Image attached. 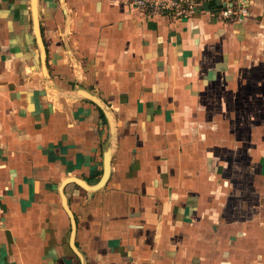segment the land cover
Returning a JSON list of instances; mask_svg holds the SVG:
<instances>
[{
  "label": "crops",
  "instance_id": "obj_1",
  "mask_svg": "<svg viewBox=\"0 0 264 264\" xmlns=\"http://www.w3.org/2000/svg\"><path fill=\"white\" fill-rule=\"evenodd\" d=\"M0 264H264V0H0Z\"/></svg>",
  "mask_w": 264,
  "mask_h": 264
},
{
  "label": "built area",
  "instance_id": "obj_2",
  "mask_svg": "<svg viewBox=\"0 0 264 264\" xmlns=\"http://www.w3.org/2000/svg\"><path fill=\"white\" fill-rule=\"evenodd\" d=\"M121 3L144 12L151 17H163L172 21L188 19L207 13L224 22H242L254 4L246 0H107Z\"/></svg>",
  "mask_w": 264,
  "mask_h": 264
},
{
  "label": "water",
  "instance_id": "obj_3",
  "mask_svg": "<svg viewBox=\"0 0 264 264\" xmlns=\"http://www.w3.org/2000/svg\"><path fill=\"white\" fill-rule=\"evenodd\" d=\"M107 174H108V169L106 168V169H105V173H104V180H105Z\"/></svg>",
  "mask_w": 264,
  "mask_h": 264
},
{
  "label": "bare ground",
  "instance_id": "obj_4",
  "mask_svg": "<svg viewBox=\"0 0 264 264\" xmlns=\"http://www.w3.org/2000/svg\"><path fill=\"white\" fill-rule=\"evenodd\" d=\"M246 2L248 3V1L246 0ZM69 91V90H68ZM64 92V91H63ZM66 92V91H65ZM66 94V93H65ZM71 97V96H70ZM76 97V96H75ZM65 98V97H64Z\"/></svg>",
  "mask_w": 264,
  "mask_h": 264
}]
</instances>
